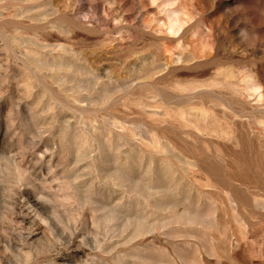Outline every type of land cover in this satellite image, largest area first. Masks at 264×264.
I'll list each match as a JSON object with an SVG mask.
<instances>
[{
  "label": "rangeland",
  "instance_id": "1",
  "mask_svg": "<svg viewBox=\"0 0 264 264\" xmlns=\"http://www.w3.org/2000/svg\"><path fill=\"white\" fill-rule=\"evenodd\" d=\"M0 264H264V0H0Z\"/></svg>",
  "mask_w": 264,
  "mask_h": 264
}]
</instances>
